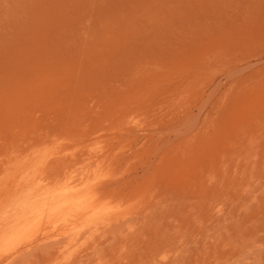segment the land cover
Wrapping results in <instances>:
<instances>
[{
	"label": "rangeland",
	"instance_id": "rangeland-1",
	"mask_svg": "<svg viewBox=\"0 0 264 264\" xmlns=\"http://www.w3.org/2000/svg\"><path fill=\"white\" fill-rule=\"evenodd\" d=\"M41 154L100 220L0 264H264V0H0V205Z\"/></svg>",
	"mask_w": 264,
	"mask_h": 264
},
{
	"label": "bare ground",
	"instance_id": "bare-ground-1",
	"mask_svg": "<svg viewBox=\"0 0 264 264\" xmlns=\"http://www.w3.org/2000/svg\"><path fill=\"white\" fill-rule=\"evenodd\" d=\"M44 157L45 156L42 154L35 157L31 162H29L30 164L28 166H25L22 169L20 177L17 178L16 182H14L11 190H9L7 193V198L0 205V233L3 228L8 230L3 240L0 239V250H3L5 248L3 246L5 245L7 246L13 244V242L19 239L22 234L33 230L35 228L34 226L38 225L36 224L37 220L38 222L43 221L45 223L44 219H46V217H51V214L56 215L57 212V218L55 220L49 219L50 221L48 220V222L54 221L58 223L65 220L69 225L66 231L69 233L74 232L76 235L79 232L84 231L83 229L89 227L92 222L94 223L100 220L101 216L99 215L100 217L98 218V215L94 213L92 215H88V213L87 216L90 218L85 219L84 221L80 220V218H76L78 221L69 220L70 218L68 216H73V212L65 213L64 211L66 210L63 208V206H69L72 209L74 208V210H72L74 213L80 208L78 202L81 197L79 195L81 192L82 194L85 193L83 191L86 190V188L89 186V182L92 180L89 172H84L79 176V178L75 177L74 172H71L61 182H58V180L57 183H45L42 181L43 179L40 175V169H42V166L44 165L43 161L45 162ZM84 202L86 201H83L82 203ZM82 203L81 205H83ZM54 207L55 209L53 210ZM69 207L67 208L71 209ZM75 208L78 209L75 210ZM106 208H108V206ZM74 239L73 241H75ZM5 242L7 243L4 244ZM75 245L76 244H74V246Z\"/></svg>",
	"mask_w": 264,
	"mask_h": 264
}]
</instances>
